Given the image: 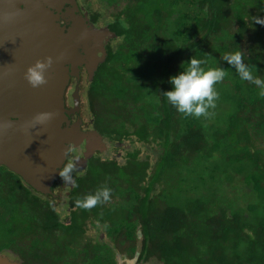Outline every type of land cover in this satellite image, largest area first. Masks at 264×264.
<instances>
[{
    "label": "trees",
    "instance_id": "trees-1",
    "mask_svg": "<svg viewBox=\"0 0 264 264\" xmlns=\"http://www.w3.org/2000/svg\"><path fill=\"white\" fill-rule=\"evenodd\" d=\"M80 1L95 22L105 18L96 3L107 15L112 9L106 24L119 38L91 100L105 106L117 140L136 136L158 157L140 161L138 150L124 166L94 172L90 187L71 199L70 224L1 166L0 254L23 264H117L87 237L92 220L114 240L140 235L148 263L264 264V96L223 59L240 51L264 79V24L254 21L264 19V0ZM192 57L225 72L209 118L179 113L164 94ZM105 186L107 201L77 206Z\"/></svg>",
    "mask_w": 264,
    "mask_h": 264
},
{
    "label": "water",
    "instance_id": "water-1",
    "mask_svg": "<svg viewBox=\"0 0 264 264\" xmlns=\"http://www.w3.org/2000/svg\"><path fill=\"white\" fill-rule=\"evenodd\" d=\"M79 13L78 0H0V167L43 195L52 194L72 143L65 127L71 78L83 66L93 77L106 62L104 38L116 36ZM49 57L46 83L33 87L27 69ZM41 113L52 118L33 126ZM0 264L20 263L0 255Z\"/></svg>",
    "mask_w": 264,
    "mask_h": 264
},
{
    "label": "flooded vegetation",
    "instance_id": "flooded-vegetation-1",
    "mask_svg": "<svg viewBox=\"0 0 264 264\" xmlns=\"http://www.w3.org/2000/svg\"><path fill=\"white\" fill-rule=\"evenodd\" d=\"M78 4L80 8L79 14H88L89 22L96 28L110 29V26L106 24L109 17L95 22L91 12L86 9L80 0H78ZM62 25H66L65 21H62ZM69 26L67 25V27ZM110 31L113 32L111 29ZM117 41H119L117 35L115 37L107 36L104 38L107 52L106 62L109 57V48L115 46ZM98 56L99 58H103L104 53L99 52ZM105 63L99 65L93 77H91L86 66L81 67L80 78L72 77L68 88L66 101L69 123H66L65 127L70 132L72 143L69 147L67 160L63 166L66 165L68 160H71L76 165L77 170L73 173L75 182L72 184H64L59 176L52 187V194L48 195L40 194L32 188L37 195L52 201L53 206L61 215L62 220L68 224L72 221L73 208L71 199L77 194L75 193L77 190L90 187V184L95 180L94 172L102 167L111 166L114 163L124 166L130 155L138 150L141 151L139 155L140 161L141 159L146 160L148 157L149 146L138 142L136 136H129L128 138L125 137L117 140L114 127L109 126L105 106L98 100L94 102L91 100V90L96 84L97 76ZM65 214H67L66 217L63 216ZM92 228L97 229L101 233L95 235L94 238L91 237L89 230ZM86 229L87 237L93 240L89 241L94 242L97 246L106 245V251L114 254L117 264H155L154 259L150 260V263L145 262L143 259L141 255V243L143 239L140 235L136 241L127 239L114 240L110 237L105 226L98 221L92 222V220L87 221ZM141 230V227H139L138 231ZM136 242L139 249L135 250L133 254L129 253L132 252V245ZM0 255L8 257L11 261L23 264L22 260L13 253L7 252ZM32 264H35V262H32Z\"/></svg>",
    "mask_w": 264,
    "mask_h": 264
},
{
    "label": "clouds",
    "instance_id": "clouds-1",
    "mask_svg": "<svg viewBox=\"0 0 264 264\" xmlns=\"http://www.w3.org/2000/svg\"><path fill=\"white\" fill-rule=\"evenodd\" d=\"M254 21L264 24V19L259 17ZM223 59L235 69L242 81L256 85L259 94L264 96V79L253 74L240 51L226 53ZM204 63L200 59L190 58L187 66L182 67L181 72L170 78L171 90L164 93L170 105L185 116L209 118L214 114L209 111L215 109L216 101L219 99V93L214 86L224 79L225 72L223 68H205ZM51 64L52 59L49 57L46 61H37L27 69L26 79L33 87H39L46 83L45 73ZM51 118L52 113L38 114L34 118L33 126L43 124ZM76 170V165L68 160L58 174L64 184H72L75 182L73 173ZM110 193L111 189L105 186L95 194L86 195L78 200L77 206L83 208L93 207L102 200L107 201L110 198Z\"/></svg>",
    "mask_w": 264,
    "mask_h": 264
},
{
    "label": "rangeland",
    "instance_id": "rangeland-1",
    "mask_svg": "<svg viewBox=\"0 0 264 264\" xmlns=\"http://www.w3.org/2000/svg\"><path fill=\"white\" fill-rule=\"evenodd\" d=\"M95 8H97V9H99V10H102V12L105 13V17H109V15L113 12L112 9H108V15H107L105 9L102 7V5H101L100 3H96ZM148 155H151V156H152V158H151L152 161H155L156 158L158 157L157 149L152 148L151 146H149V148H148ZM59 211H60V210H59ZM60 212H61V211H60ZM64 213H65V212H64ZM64 213H62V214H64ZM63 216L66 217L67 214H65V215H63ZM100 233H101V232L97 231V229H95V228H92V229L89 230V235H90L91 237H93V238H94L95 235H99ZM101 247H102L103 250H105V251L107 250L106 245H102Z\"/></svg>",
    "mask_w": 264,
    "mask_h": 264
}]
</instances>
